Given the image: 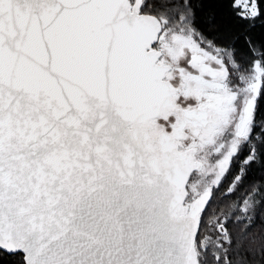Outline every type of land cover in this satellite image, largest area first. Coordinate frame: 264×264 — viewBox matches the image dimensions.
Returning a JSON list of instances; mask_svg holds the SVG:
<instances>
[{
    "label": "snow or ice",
    "instance_id": "snow-or-ice-1",
    "mask_svg": "<svg viewBox=\"0 0 264 264\" xmlns=\"http://www.w3.org/2000/svg\"><path fill=\"white\" fill-rule=\"evenodd\" d=\"M202 3L0 0V258L264 264V181L224 203L264 172V38Z\"/></svg>",
    "mask_w": 264,
    "mask_h": 264
},
{
    "label": "trees",
    "instance_id": "trees-1",
    "mask_svg": "<svg viewBox=\"0 0 264 264\" xmlns=\"http://www.w3.org/2000/svg\"><path fill=\"white\" fill-rule=\"evenodd\" d=\"M262 6H264V0H262ZM197 15L199 26L207 34H210V36H241L238 47H240L241 52H243L245 55H248L250 58L251 54L247 53V48L243 44V36L252 35L255 39L264 38V24H262L261 21H257L256 27L254 29H250L247 21L239 19L233 13V10L229 6L228 0H203ZM254 181H264V172L257 169L255 166H253V168L249 171L244 184L241 186V189L233 196L229 197V199L224 203H229L231 200L239 198L242 195L244 189ZM227 186H225L223 183L221 187L224 189L227 188ZM255 231H264V223L258 220ZM11 259V257L4 255L2 258H0V264H9Z\"/></svg>",
    "mask_w": 264,
    "mask_h": 264
},
{
    "label": "flooded vegetation",
    "instance_id": "flooded-vegetation-1",
    "mask_svg": "<svg viewBox=\"0 0 264 264\" xmlns=\"http://www.w3.org/2000/svg\"><path fill=\"white\" fill-rule=\"evenodd\" d=\"M235 172H236V166L234 165V166H233L232 173H230V174L228 175V177L226 178V180L224 181V185H225V186H227L228 183L231 181L232 176L235 174Z\"/></svg>",
    "mask_w": 264,
    "mask_h": 264
}]
</instances>
